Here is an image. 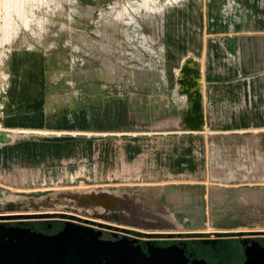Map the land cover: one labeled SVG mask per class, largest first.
Segmentation results:
<instances>
[{
  "label": "crops",
  "instance_id": "1",
  "mask_svg": "<svg viewBox=\"0 0 264 264\" xmlns=\"http://www.w3.org/2000/svg\"><path fill=\"white\" fill-rule=\"evenodd\" d=\"M224 1L239 14L208 15L193 55L202 73L199 130L185 127L178 90L154 100L136 127L120 122L113 103L104 108L97 89L41 97L38 76L20 73L39 65L13 59L0 210L81 188L111 200L116 216L107 224L135 234L264 232V0Z\"/></svg>",
  "mask_w": 264,
  "mask_h": 264
},
{
  "label": "rangeland",
  "instance_id": "2",
  "mask_svg": "<svg viewBox=\"0 0 264 264\" xmlns=\"http://www.w3.org/2000/svg\"><path fill=\"white\" fill-rule=\"evenodd\" d=\"M5 2L0 0V36L2 18L10 16L12 26L19 27V39H39L46 49L10 50L3 57L0 73L8 77L0 81V123L5 117L12 78L8 64L16 59L17 63L39 65V71L20 73L22 78L38 76L41 97L54 101L55 96L81 95L82 90L97 89L104 108L110 103L117 107L120 122H135L136 127H141L148 110L153 112L154 100L176 95L175 70L184 55H198L208 15H222L225 11L239 14L235 7H224V0H159L157 8L152 4L139 6L142 0H23L20 14L16 11L18 3ZM9 44L6 46L11 48ZM161 80L174 86H164ZM99 196L81 188L62 189L31 199L25 208L0 212L62 213L100 227L111 222L116 211L110 207V199ZM198 234L204 233L179 235ZM209 236L214 237L213 233Z\"/></svg>",
  "mask_w": 264,
  "mask_h": 264
},
{
  "label": "water",
  "instance_id": "3",
  "mask_svg": "<svg viewBox=\"0 0 264 264\" xmlns=\"http://www.w3.org/2000/svg\"><path fill=\"white\" fill-rule=\"evenodd\" d=\"M19 35L18 32L12 39L13 42L11 40L5 45L10 43L11 47L46 49L39 39L28 42L19 39ZM179 93L182 94L181 91ZM197 108L200 113L195 123L183 112V123L189 130H199L203 124L202 98L198 100ZM190 122L192 124H189ZM23 216L30 215L4 214L0 215V219ZM99 226L64 219L63 226L57 232L44 234L0 221V264H189L185 252L186 243L182 245L172 243L166 246L148 243L147 250L144 251L136 237L123 235L117 238L118 234L113 232L111 235L115 239H104L102 224ZM243 233L254 235L264 232H238V234ZM217 234V232L213 233V235ZM259 247L254 256L251 249L246 248L245 264H253L258 260V256L264 258V248ZM190 264H205V262L194 260Z\"/></svg>",
  "mask_w": 264,
  "mask_h": 264
},
{
  "label": "flooded vegetation",
  "instance_id": "4",
  "mask_svg": "<svg viewBox=\"0 0 264 264\" xmlns=\"http://www.w3.org/2000/svg\"><path fill=\"white\" fill-rule=\"evenodd\" d=\"M17 214L30 216L0 219V221L5 222L8 225L27 227L33 231L44 234L57 232L63 226L64 219L75 221V218L66 216L62 213L55 215L46 212ZM101 228L103 230L102 237L104 239H115V237L111 235L113 232L118 234L117 238L122 237L123 235H127L130 238L136 237L144 251L147 250L148 243L155 246H166L172 243L182 245L183 243H186L185 252L189 258V264L194 260H204L205 264H245L247 261V256L245 254L246 248L251 249L253 256L257 253L258 248H260L259 246L264 248V233L254 235H248L246 233H218L217 235H214V237H210L209 234L206 233L194 236L179 234L169 236L168 234H133L127 230L110 228L104 223ZM253 264H264V258L258 256V260L253 262Z\"/></svg>",
  "mask_w": 264,
  "mask_h": 264
},
{
  "label": "bare ground",
  "instance_id": "5",
  "mask_svg": "<svg viewBox=\"0 0 264 264\" xmlns=\"http://www.w3.org/2000/svg\"><path fill=\"white\" fill-rule=\"evenodd\" d=\"M5 1H6L5 2L6 4H7V1L8 2L11 1L14 3L16 2V4L18 3V5L16 7L17 12H19V8L23 2V0H5ZM158 1L159 0H142V2L139 3V6L142 5L143 7H146V6H148V4H152L153 6L156 7V6H159ZM151 11H153V10H151ZM9 14H10V12H9ZM18 14H20V12ZM2 21H3V24L1 25L2 35L0 36V48H1L0 63L3 59V57H6L7 52L10 51V48H8L5 44L10 42L19 32V27L17 25L12 26L10 16L7 18L6 17L2 18ZM24 22H25L26 26H29V23L27 20H24ZM200 65L201 64L197 58H195L192 54H187V55H184L182 57L178 67L175 70L176 71L175 73H176L177 89L179 91H181L182 94H184L185 98H186V101H184V102L187 103V106H186V109L184 110V115L187 118L193 120L194 123L196 122L197 116L200 113L199 109L197 108L198 100H201V87H200V85H201V77H202L201 74L202 73L200 70ZM7 77L8 76L6 73H4V72L0 73V81L1 82L6 81ZM189 124H192V122H190ZM6 138H7V135H6L5 130L4 129L0 130V140L3 141Z\"/></svg>",
  "mask_w": 264,
  "mask_h": 264
},
{
  "label": "built area",
  "instance_id": "6",
  "mask_svg": "<svg viewBox=\"0 0 264 264\" xmlns=\"http://www.w3.org/2000/svg\"><path fill=\"white\" fill-rule=\"evenodd\" d=\"M75 94V93H74ZM4 214H17L16 212H0V215H4ZM78 220H75V222H79V223H87L88 224V222H86L85 220H84V218H77ZM91 225V224H90ZM92 226H94V225H92Z\"/></svg>",
  "mask_w": 264,
  "mask_h": 264
}]
</instances>
